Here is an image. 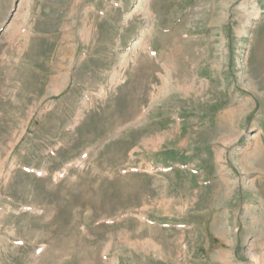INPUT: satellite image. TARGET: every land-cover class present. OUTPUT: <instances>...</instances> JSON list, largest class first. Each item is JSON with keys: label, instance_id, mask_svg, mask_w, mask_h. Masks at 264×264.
I'll return each mask as SVG.
<instances>
[{"label": "rangeland", "instance_id": "rangeland-1", "mask_svg": "<svg viewBox=\"0 0 264 264\" xmlns=\"http://www.w3.org/2000/svg\"><path fill=\"white\" fill-rule=\"evenodd\" d=\"M0 264H264V0H0Z\"/></svg>", "mask_w": 264, "mask_h": 264}]
</instances>
